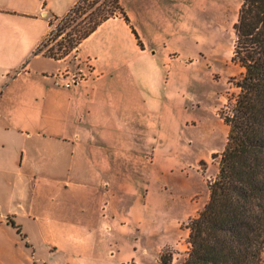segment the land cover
Here are the masks:
<instances>
[{
  "label": "crops",
  "instance_id": "1",
  "mask_svg": "<svg viewBox=\"0 0 264 264\" xmlns=\"http://www.w3.org/2000/svg\"><path fill=\"white\" fill-rule=\"evenodd\" d=\"M78 2L0 0V264H17L22 241L36 254L31 225L49 248L48 235L124 202L130 170L158 151L173 62L170 36L156 41L161 8L123 4L130 23L115 13L52 56L42 43Z\"/></svg>",
  "mask_w": 264,
  "mask_h": 264
},
{
  "label": "rangeland",
  "instance_id": "2",
  "mask_svg": "<svg viewBox=\"0 0 264 264\" xmlns=\"http://www.w3.org/2000/svg\"><path fill=\"white\" fill-rule=\"evenodd\" d=\"M242 2L119 0L120 5H156L167 20L164 33L156 36L158 42L170 36L173 60L171 97L162 111L158 151L148 154L145 167H132L125 187L130 194L124 202L117 197L108 206L102 203L95 212L78 217V226L48 235L51 247L31 225L27 230L39 249L35 254L32 244L22 241L17 264H160L163 251L172 253V264L184 260L190 248L188 223L209 201V185L220 169V158L214 155L226 145L225 117L244 73L233 61L234 24ZM112 5L113 0H79L62 20L53 22L42 48L57 52L67 38L81 36L111 16ZM150 177L158 184L149 186Z\"/></svg>",
  "mask_w": 264,
  "mask_h": 264
},
{
  "label": "trees",
  "instance_id": "3",
  "mask_svg": "<svg viewBox=\"0 0 264 264\" xmlns=\"http://www.w3.org/2000/svg\"><path fill=\"white\" fill-rule=\"evenodd\" d=\"M112 6L111 16L118 13L130 23L119 0ZM109 17L50 54L63 58ZM234 29L233 61L244 73L225 117L226 145L214 155L220 158L219 173L209 185V201L188 223L190 248L180 264H264V0H243ZM172 261L170 251L160 254V264Z\"/></svg>",
  "mask_w": 264,
  "mask_h": 264
},
{
  "label": "built area",
  "instance_id": "4",
  "mask_svg": "<svg viewBox=\"0 0 264 264\" xmlns=\"http://www.w3.org/2000/svg\"><path fill=\"white\" fill-rule=\"evenodd\" d=\"M62 19L63 18H60L59 20H62ZM72 84H73L72 82H68V83L65 84V86L68 87V88H70V87H72Z\"/></svg>",
  "mask_w": 264,
  "mask_h": 264
}]
</instances>
